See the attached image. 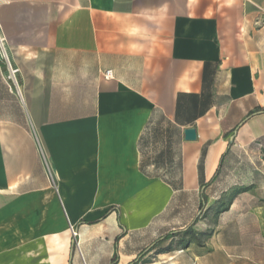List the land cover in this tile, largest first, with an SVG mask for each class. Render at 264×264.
<instances>
[{
    "label": "crops",
    "instance_id": "1",
    "mask_svg": "<svg viewBox=\"0 0 264 264\" xmlns=\"http://www.w3.org/2000/svg\"><path fill=\"white\" fill-rule=\"evenodd\" d=\"M255 177L264 0H0V264H151L171 196Z\"/></svg>",
    "mask_w": 264,
    "mask_h": 264
},
{
    "label": "rangeland",
    "instance_id": "2",
    "mask_svg": "<svg viewBox=\"0 0 264 264\" xmlns=\"http://www.w3.org/2000/svg\"><path fill=\"white\" fill-rule=\"evenodd\" d=\"M243 165L253 171L250 161ZM214 190L208 206L199 194L171 196L158 218L169 223L170 232L183 224L185 230L158 245L149 263L264 264V179L222 181Z\"/></svg>",
    "mask_w": 264,
    "mask_h": 264
},
{
    "label": "water",
    "instance_id": "3",
    "mask_svg": "<svg viewBox=\"0 0 264 264\" xmlns=\"http://www.w3.org/2000/svg\"><path fill=\"white\" fill-rule=\"evenodd\" d=\"M184 135H185V139L190 141V140H194L196 138V131L195 129H186L184 131Z\"/></svg>",
    "mask_w": 264,
    "mask_h": 264
},
{
    "label": "built area",
    "instance_id": "4",
    "mask_svg": "<svg viewBox=\"0 0 264 264\" xmlns=\"http://www.w3.org/2000/svg\"><path fill=\"white\" fill-rule=\"evenodd\" d=\"M104 79H105V80H110V79H112V73H111V71H106V72L104 73ZM71 233H72L73 238H75V237H76V232L74 231V229H71Z\"/></svg>",
    "mask_w": 264,
    "mask_h": 264
},
{
    "label": "trees",
    "instance_id": "5",
    "mask_svg": "<svg viewBox=\"0 0 264 264\" xmlns=\"http://www.w3.org/2000/svg\"><path fill=\"white\" fill-rule=\"evenodd\" d=\"M202 197L204 200H206V195L204 193H202Z\"/></svg>",
    "mask_w": 264,
    "mask_h": 264
}]
</instances>
